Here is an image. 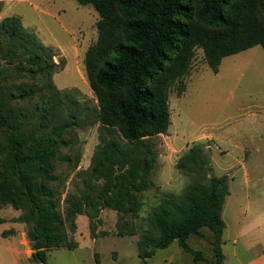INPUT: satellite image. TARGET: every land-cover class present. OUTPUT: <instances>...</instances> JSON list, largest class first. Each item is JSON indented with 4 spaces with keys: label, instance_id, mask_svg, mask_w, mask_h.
I'll list each match as a JSON object with an SVG mask.
<instances>
[{
    "label": "trees",
    "instance_id": "1",
    "mask_svg": "<svg viewBox=\"0 0 264 264\" xmlns=\"http://www.w3.org/2000/svg\"><path fill=\"white\" fill-rule=\"evenodd\" d=\"M76 1L99 14L98 37L84 59L100 132L88 178L63 198L68 180H60L57 161L71 145L67 135L82 111L67 104L68 93L62 96L54 84L63 64L54 62L53 49L20 17H6L0 20V209L22 211L33 263L49 264L51 249H77L70 233L78 216L88 217L93 232L94 221L111 209L119 215V236L138 235L142 264L174 241L196 264H225L230 179L210 176L202 145L189 147L176 163L190 179L182 193L165 194L148 214L147 228L136 220L144 194L155 187L152 139L167 134L171 124L170 87L190 72L198 49L214 72L225 57L264 49V0ZM192 235L209 243L211 260L189 245Z\"/></svg>",
    "mask_w": 264,
    "mask_h": 264
},
{
    "label": "rangeland",
    "instance_id": "2",
    "mask_svg": "<svg viewBox=\"0 0 264 264\" xmlns=\"http://www.w3.org/2000/svg\"><path fill=\"white\" fill-rule=\"evenodd\" d=\"M10 16L20 17L26 29L53 49L54 62L63 64L54 74V84L62 96L68 93L67 104L82 111L78 114L80 124L67 135L71 145L62 150L57 161L60 180H68L65 198L76 183L82 186L88 178L92 155L100 143L98 103L84 63L87 49L98 37L99 14L93 5L76 0H7L0 20ZM184 86L186 90L181 92ZM169 97L171 124L167 134L152 139L158 153L155 187L144 194L136 224L147 228L148 214L163 196L182 193L190 179L176 163L189 147L202 145L211 166L210 176L228 175L230 179L223 213L227 227L223 235L225 264H247L261 252L258 243L264 244V225L250 227L264 217V49L258 45L225 57L218 72L207 65L203 50L198 49L190 72L170 87ZM21 217L22 211L11 206L0 209V264H40L30 259L28 226ZM118 219L117 212L104 209L92 232L88 217L78 216L77 229L70 235L79 247L49 250L48 263L142 264L138 235L119 236ZM243 221L245 229L240 235ZM188 242L211 260V248L204 238L192 235ZM192 260L174 241L168 248L158 249L148 264H194Z\"/></svg>",
    "mask_w": 264,
    "mask_h": 264
},
{
    "label": "crops",
    "instance_id": "3",
    "mask_svg": "<svg viewBox=\"0 0 264 264\" xmlns=\"http://www.w3.org/2000/svg\"><path fill=\"white\" fill-rule=\"evenodd\" d=\"M7 1V0H0V3H2V5L4 4V2ZM2 17V16H1ZM162 135H165V134H162ZM230 181V180H229ZM230 195V194H229ZM229 197V196H228ZM227 197V199H228ZM227 201V200H226ZM226 204V203H225ZM225 207V205H224ZM103 212V211H102ZM223 213H224V210H223ZM261 221L262 222H259V223H255L250 225L251 228H258L259 226H261L262 224L264 225V217L261 218ZM240 235H242V233L244 232V229H245V221H243L240 225ZM227 228V227H226ZM20 232V231H19ZM18 232V234H19ZM239 239V237L237 238ZM261 247V252L257 253L247 264H264V244L262 242H259L258 243ZM15 245L19 246V244L15 243ZM224 252V251H223ZM16 253L19 254V248L17 247L16 248ZM94 255H95V252H94ZM193 259V258H192ZM193 261V260H192ZM193 263L195 264V262L193 261Z\"/></svg>",
    "mask_w": 264,
    "mask_h": 264
}]
</instances>
